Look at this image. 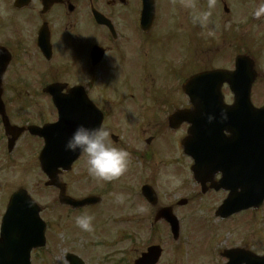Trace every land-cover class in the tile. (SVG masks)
<instances>
[{"label": "flooded vegetation", "instance_id": "af4514ba", "mask_svg": "<svg viewBox=\"0 0 264 264\" xmlns=\"http://www.w3.org/2000/svg\"><path fill=\"white\" fill-rule=\"evenodd\" d=\"M154 2V25L149 31H143L140 0H0V64L5 65L0 76V96L9 122L17 126L54 122L57 118L54 96H68L80 90L102 113V126L109 130L113 144L130 153L128 186H119L118 178L110 182L94 178L101 195L96 205L72 211L52 201L57 190L49 189L48 203L41 207L42 218L46 212L45 247L31 251L32 264H38L33 263L34 256L45 260L61 252L67 262L71 244L62 243L63 234L57 231L65 229L68 215L75 212L114 226V233L106 234L108 240L102 239L101 233L83 234L90 238L84 245L99 253L95 255L97 262L91 255L88 261L85 253L81 255L84 264H136L149 246L163 247L169 241L179 244L182 239L181 227L175 240L165 218L160 217L161 209L169 204L181 225L177 202L167 204L159 191L161 172L165 174L169 169L178 176L183 170L182 126L171 130L167 122L174 111L182 108L181 16L176 9L165 8L169 2ZM162 16L172 19L165 20ZM159 20L173 22L174 34L167 36L165 30L169 24L161 30L156 25ZM167 97L173 101L171 110L165 104ZM5 151L6 137L0 118V173L6 165ZM238 163L246 169L245 161ZM87 166L86 163L84 170ZM184 167L189 169L190 165ZM237 169L231 162L227 164L228 172ZM144 171L149 174L144 175ZM62 178L70 191L68 174ZM6 182L0 176L1 191L10 188ZM146 185L156 193L153 200L141 194ZM114 187L117 190L120 187L121 192L113 195ZM209 192L226 195L225 191ZM7 204L4 197L0 201V224ZM217 206H205L204 210L215 211ZM190 220L189 224L194 226L188 231L203 229V220ZM120 223L129 224V231ZM260 240L261 237L257 242ZM99 246L105 251L100 252ZM231 246L227 242L218 254L190 259L194 264H206L211 256L210 264H247L239 256H224ZM106 248L111 250L108 252ZM162 254L163 250L156 264H165Z\"/></svg>", "mask_w": 264, "mask_h": 264}, {"label": "rangeland", "instance_id": "374dc122", "mask_svg": "<svg viewBox=\"0 0 264 264\" xmlns=\"http://www.w3.org/2000/svg\"><path fill=\"white\" fill-rule=\"evenodd\" d=\"M181 1L182 5L179 3H175V5L172 6V8H175L178 12V14L182 13L183 10L186 11L187 15H191L193 13L194 17H197V20L192 17L187 18L188 26L189 25H195L196 21H198V26H201L202 23H206L203 19H209L211 20L212 16L215 14V9L212 8L210 5L201 6L199 10H194V1L197 0H179ZM238 4H240L239 0H237ZM235 1L232 2L233 6L230 7L229 4L227 6L231 8L230 13L224 14L220 8L219 13H216L214 16L213 22H220L222 21L225 23V28L221 32H217L215 28H212L209 26V29L207 32L203 33L200 37L196 38L197 44L194 46V52L195 57L190 59V62H188V67H190V64L194 66L195 68L202 69L205 67L210 66L211 64L218 66V67H227L228 69L232 68L233 66V59L236 55V53H248L256 62V66L260 69V71L264 70V17L261 19H253L252 16L246 17V19L243 16L239 15V6L237 4H234ZM205 4V2H204ZM257 6L256 1L249 2L247 4V12L248 10H253ZM253 8V9H251ZM234 10V11H233ZM246 14V13H245ZM203 18V19H199ZM186 17H183V21ZM245 20V22L243 21ZM245 23V24H244ZM244 25V26H243ZM244 28V29H243ZM223 31H226V37L223 39L220 38V33ZM210 44V45H209ZM210 49H213V53H210ZM187 59L182 60L186 61ZM261 80L256 81L254 83L252 88V96L256 100V103H263L264 101V84L260 83ZM174 85V83H173ZM174 86H179V84H176ZM263 87V88H262ZM226 101H231V96L229 95L228 91L225 90ZM175 93L172 94L174 96ZM187 99L181 95V104L182 106H186ZM173 101H170V99L167 97L165 100V104L168 110L173 109L171 107ZM184 134V131H183ZM27 141L35 142L34 140H29L27 137L22 139L20 143L18 144V148L22 149L24 144ZM174 151V149H173ZM36 159V158H35ZM33 158V154L29 153V151H25V154H19L16 157L15 161H8L5 167V172H7L6 176H3L6 180H11L12 183L10 184H16L17 186L24 187L28 190L30 195L37 200L39 203H41L43 206L46 207V204L48 203V200L51 196V192H48V190L44 191L43 182L45 181L44 175L41 172V169L39 165L35 162ZM87 158L85 155H83L81 158L77 160V163L74 165L73 170L70 172V189L74 192L72 193L74 196L79 197L80 195L91 193L92 191L94 193L99 194L97 192L99 186L93 182L94 176H92L87 169L84 170V166L87 163L85 161ZM188 172L184 171L183 177L184 179H187L188 176L186 175ZM149 174L144 171V175ZM164 173L161 172V198L165 200L167 203H170V201L179 199H188V203L185 206L177 207L176 211L178 214V217H180V221H182V237L187 239H192L193 236H190V233L188 231V228L190 227V218H192V213L196 208L199 212H203L199 207H197L198 203H204L210 200V198L207 200V198H203L205 196H201L197 193V188L194 187L193 182L189 181V183L181 182L178 177L174 178L170 170L167 169L164 176ZM130 177H128V171L125 172L122 176L118 178V184L119 186L124 185L125 187L128 186ZM184 179H182L184 181ZM189 180V178H188ZM113 195L119 194L121 192L120 187L118 190L114 187L111 191ZM1 194V193H0ZM5 196L0 197V201L4 199ZM209 197V196H208ZM221 197L220 195H216V198ZM222 198V197H221ZM218 201L210 202L207 205V208L212 207L214 204H216ZM260 211V210H259ZM78 213V212H77ZM76 214V213H74ZM74 214L70 213V218L66 220L69 224L66 225L64 230H58L57 232H61L63 235H61L60 239H62V243H68L70 242L71 248L69 249L71 253L78 255L81 257L84 253L86 254L85 257L88 261L89 255L93 257V261L97 262L99 259H96L95 255H99V253L94 250V248H88L84 245L86 241H90V238L86 235H83L84 232L79 227H77L74 223V217H76ZM259 217L262 220V232H264V208L258 212ZM201 214H195V217H200ZM206 215H204L205 217ZM43 218L46 221V212L43 213ZM96 224H93V229L90 231V233H93L94 231L99 232H105V228H110L109 233H114V226L112 223H104L99 218H94ZM230 224V228H220L219 229V236L214 240L215 242L212 244L211 249L218 254L220 250V246L226 245L227 242H230L231 245L235 244H242L243 241H246V233L242 234V232L246 231L244 228H238L236 225L231 226V222H228ZM100 224V225H99ZM124 229L129 231V224L127 223H120ZM103 226V227H101ZM206 231V230H205ZM205 231L201 233V236L204 235ZM223 232H227L226 236ZM103 238V237H102ZM243 238V239H242ZM105 239V238H104ZM120 239H123V237H120ZM201 239V238H199ZM205 239V238H202ZM105 240H108L105 239ZM225 240V241H223ZM232 240V241H230ZM239 242H234L238 241ZM243 240V241H241ZM186 240H180L179 244H176L174 241H169L165 246L162 247L163 254L162 258L164 259L165 264H194L192 260L190 259V253H193V255L202 256L204 254L209 253V247H203L198 244H196L190 251V246H187L184 244ZM190 241V240H187ZM143 243V240L141 241ZM210 242V241H209ZM137 244V240L135 241V245ZM81 245L82 246V252H81ZM98 247V246H96ZM100 247V252L105 251V248L103 246ZM87 248V251L84 252V249ZM98 249V248H97ZM111 248H106V251H110ZM254 250L256 252H264V241L261 243H257L254 247ZM211 256L209 257V260L206 264H210ZM45 264H66L64 261V252H61L57 254L56 256H49L48 259H46Z\"/></svg>", "mask_w": 264, "mask_h": 264}, {"label": "water", "instance_id": "95a60500", "mask_svg": "<svg viewBox=\"0 0 264 264\" xmlns=\"http://www.w3.org/2000/svg\"><path fill=\"white\" fill-rule=\"evenodd\" d=\"M151 11V16L153 13V8H148ZM257 74L254 69L253 60L246 56L240 55L235 60V68L233 71L226 70H214L211 72L202 73L194 76L188 83L184 85V91L190 98V101L195 106H200L201 108L195 110H182V112H178L179 118L181 117L182 121H187L191 123V128L189 129V136L184 140V149L187 154H191V151L188 149V146H191V131L193 125V116H198L196 121L199 123L195 125L197 131L201 130V123L207 120V116L209 114L215 115L216 119L212 122L220 123L222 126L218 130L227 129H239L241 122H249V121H260L264 120V109H256L252 106L250 102V88L255 80ZM197 81L200 83L207 85L209 84L211 88L209 90L204 91H194L196 86L201 87V84L198 85ZM223 83H227L230 87L232 93L234 94V102L231 107H227L223 103V97L220 92V88ZM210 107V109H207ZM224 110L228 114L227 121H221L219 119L220 112ZM67 117L65 120L53 129L54 126L50 128L43 129L47 130L50 133L54 131H58L59 136L65 135L66 139H61L60 141L54 139L50 140V145H48L47 149L42 152L40 160L41 166L44 173H46L48 177V182L46 185H55L60 187L61 189V199L64 202H68L71 204H76L78 202L68 198L64 195L63 186H61L58 182V169L61 168L63 170H68L72 164V162L77 158L80 152H70L65 150V142L71 136L72 132L75 129V125H65ZM100 121V120H99ZM88 127H95L92 124H87ZM98 126V124H97ZM247 129L252 130V135L254 138L257 137L256 128L255 127H247ZM233 131V130H232ZM262 135L259 134V137ZM235 138L238 140L239 136L235 135ZM216 158V156L214 157ZM254 175H246L244 176V180L246 181V194L250 199H248V203H254L255 201H261L264 198V177L257 178ZM259 184L260 187H257ZM245 191V190H244ZM19 196V200L28 202L31 206H33V202L26 195L24 191H18L11 199L10 202L15 200V198ZM24 196V197H23ZM36 207V206H35ZM34 242L35 245H40L43 242V223L40 221L38 217L37 209L34 210ZM167 219L170 221L171 226H176L173 217L167 211ZM22 233H25V230H22ZM23 242L27 241V239H23ZM264 261V259H262ZM28 262V256L25 255L24 262ZM28 264V263H26Z\"/></svg>", "mask_w": 264, "mask_h": 264}, {"label": "clouds", "instance_id": "9594fccd", "mask_svg": "<svg viewBox=\"0 0 264 264\" xmlns=\"http://www.w3.org/2000/svg\"><path fill=\"white\" fill-rule=\"evenodd\" d=\"M252 15L258 20L264 17V0H258ZM215 119V115L207 116L209 123ZM219 119L227 121V112L222 110ZM64 147L70 152H82L87 158L89 173L105 182L123 175L130 163V153L113 144L109 130L103 126L88 127L79 124L66 140ZM93 219L91 215L82 214L74 218V223L81 230L90 232L93 229Z\"/></svg>", "mask_w": 264, "mask_h": 264}]
</instances>
